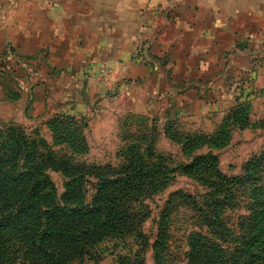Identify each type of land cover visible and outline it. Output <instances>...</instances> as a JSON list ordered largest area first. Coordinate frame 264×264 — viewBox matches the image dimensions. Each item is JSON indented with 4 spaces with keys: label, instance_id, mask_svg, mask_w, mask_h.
I'll return each mask as SVG.
<instances>
[{
    "label": "crops",
    "instance_id": "obj_1",
    "mask_svg": "<svg viewBox=\"0 0 264 264\" xmlns=\"http://www.w3.org/2000/svg\"><path fill=\"white\" fill-rule=\"evenodd\" d=\"M246 81L264 85V0H0V126L50 141L56 115L129 114L210 133Z\"/></svg>",
    "mask_w": 264,
    "mask_h": 264
},
{
    "label": "trees",
    "instance_id": "obj_2",
    "mask_svg": "<svg viewBox=\"0 0 264 264\" xmlns=\"http://www.w3.org/2000/svg\"><path fill=\"white\" fill-rule=\"evenodd\" d=\"M235 102L210 134L194 132L178 137L173 122L167 121L164 127L168 138L180 143L188 152L207 149L179 168L213 189L220 198L215 199L216 203L225 204L230 198H234V202L242 185L253 186L250 214L244 218L247 223L242 225L241 236L233 237L238 239L236 245L226 253L210 240L194 235L189 240V257L194 264H264V184L251 185L254 178L259 180L264 167V148L244 163L241 176L232 177L220 172L212 151L229 143L234 128L252 126L247 96H236ZM48 127L51 143L36 133L28 134L19 125L0 126V264L16 261L19 264H69L80 260L90 254L102 238L112 234L121 236L132 229L137 214L130 206L144 191L147 178L158 173L132 154L128 173L115 179L102 178L91 203L85 204L79 191L84 175L79 174L66 183L59 204L45 170L48 167L63 172L69 169L74 174L84 169L72 166L74 162H82L66 159L65 155L59 157L51 147L67 148L70 154L79 155L85 153L87 141L84 122L80 119L56 115ZM136 146L139 147L138 143ZM88 170V174L92 172L98 178L103 175L98 170Z\"/></svg>",
    "mask_w": 264,
    "mask_h": 264
},
{
    "label": "rangeland",
    "instance_id": "obj_3",
    "mask_svg": "<svg viewBox=\"0 0 264 264\" xmlns=\"http://www.w3.org/2000/svg\"><path fill=\"white\" fill-rule=\"evenodd\" d=\"M237 82L240 83V79ZM243 84L244 87L241 84L234 86L237 88L234 89L237 92L235 97L247 96V100L252 102V110L248 111L252 126L234 128L229 143L212 150L220 172L228 177L241 176L244 163L264 148V85L258 88L248 81ZM254 94H262L263 98L254 100ZM167 121L174 123L178 137L194 132L210 134L213 131L209 133L208 130L217 125L211 117L197 124L191 120L179 121L158 115L141 118L122 114L117 118L106 117L98 125H89L88 121L82 120L87 141L83 154H70L67 148L51 147L59 157L65 155L66 159L82 162H74L72 166L84 169L74 174L69 169L66 172L50 167L45 170L54 185L59 204L66 191V183L79 174H84L79 182V191L83 194L84 203H91L102 178L115 179L128 173V160L132 154L144 165L158 171L147 178L144 191L130 206L137 214L132 229L121 236L112 234L102 238L90 254L69 264H194L189 257V240L194 235L210 240L226 253L236 245L238 239L233 237L241 236L242 225L247 223L244 218L250 214V189L253 186L249 183L242 185L234 202V198H230L225 204L216 203L215 199L220 198L213 189L179 168L207 149L202 147L188 152L180 143L170 140L164 131ZM208 122L211 123L208 125ZM47 142H52V135ZM88 169L98 170L103 175L98 178L92 172L88 174ZM259 176V180L254 178L251 185L256 182L257 185L264 184V167Z\"/></svg>",
    "mask_w": 264,
    "mask_h": 264
},
{
    "label": "built area",
    "instance_id": "obj_4",
    "mask_svg": "<svg viewBox=\"0 0 264 264\" xmlns=\"http://www.w3.org/2000/svg\"><path fill=\"white\" fill-rule=\"evenodd\" d=\"M99 76L101 79H108L110 77V68L103 62L99 64Z\"/></svg>",
    "mask_w": 264,
    "mask_h": 264
}]
</instances>
